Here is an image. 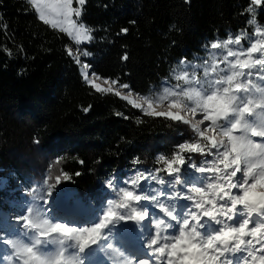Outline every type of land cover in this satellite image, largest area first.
Segmentation results:
<instances>
[{"label":"trees","instance_id":"trees-1","mask_svg":"<svg viewBox=\"0 0 264 264\" xmlns=\"http://www.w3.org/2000/svg\"><path fill=\"white\" fill-rule=\"evenodd\" d=\"M249 4L86 0L80 20L92 29L93 40L77 46L65 33L43 24L28 0H0V227H9L6 214L14 217L33 205L42 206L54 221L89 226L113 195L105 187L109 178L155 168L157 154L169 155L174 145L194 138L187 125L145 115L115 94L97 93L84 81L68 48L89 51L90 56L80 58L100 77L149 94L165 83L181 57L203 58L202 46L209 41L244 30L251 36L256 26L264 27V6L256 9L257 25L247 23ZM134 158L141 163L134 164ZM193 159L199 163L203 158ZM61 172L70 179H61L51 202L43 204L44 180L51 176L49 183L55 184ZM60 190L58 209L53 204ZM109 242L125 257L140 249L136 234L129 232L114 234ZM105 251L97 249L86 264H120L123 257L109 259Z\"/></svg>","mask_w":264,"mask_h":264},{"label":"snow or ice","instance_id":"snow-or-ice-1","mask_svg":"<svg viewBox=\"0 0 264 264\" xmlns=\"http://www.w3.org/2000/svg\"><path fill=\"white\" fill-rule=\"evenodd\" d=\"M28 3L43 24L77 46L93 40L92 29L80 20L86 0ZM262 6L264 0H250L249 25H257L256 9ZM202 47L203 58L181 57L165 83L149 94L91 71L80 59L89 51L67 49L97 93L115 94L145 115L187 125L194 138L174 145L169 155L157 154L155 168L109 178L105 187L113 195L89 226L54 221L39 205L5 217L9 227H0V246H6L0 264H86L97 249L106 250L109 259L123 257L120 264H264V27ZM194 156L203 159L197 163ZM52 179L44 180L43 204L51 202L61 179L70 177L61 172L55 184ZM121 232L136 234L140 249L147 251L138 259L135 253L125 257L109 242Z\"/></svg>","mask_w":264,"mask_h":264},{"label":"rangeland","instance_id":"rangeland-1","mask_svg":"<svg viewBox=\"0 0 264 264\" xmlns=\"http://www.w3.org/2000/svg\"><path fill=\"white\" fill-rule=\"evenodd\" d=\"M85 44H88V43H85ZM81 59V58H80ZM82 61V60H81ZM83 63V62H82ZM79 67H80V70H81V73L83 72V71H85L83 68H82V66L81 65H79ZM102 86H106V85H103L102 84ZM165 108H166V105L164 106V107H158L156 110L157 111H162V110H165ZM61 200H60V197L59 196H57L56 197V200H55V202H54V204H53V206H55V207H61ZM59 209V208H58ZM7 216L6 217H10V215H8V214H6ZM4 217H5V215H4ZM136 254H138V256H140V255H142V252H145L146 250H141V249H136V250H133ZM90 257H92V255L90 256ZM89 257V258H90Z\"/></svg>","mask_w":264,"mask_h":264}]
</instances>
